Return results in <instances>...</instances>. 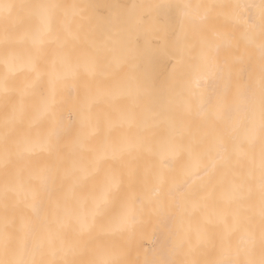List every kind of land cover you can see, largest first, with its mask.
Listing matches in <instances>:
<instances>
[{
  "label": "snow or ice",
  "instance_id": "snow-or-ice-1",
  "mask_svg": "<svg viewBox=\"0 0 264 264\" xmlns=\"http://www.w3.org/2000/svg\"><path fill=\"white\" fill-rule=\"evenodd\" d=\"M112 7L0 0V264H264V0Z\"/></svg>",
  "mask_w": 264,
  "mask_h": 264
},
{
  "label": "bare ground",
  "instance_id": "bare-ground-1",
  "mask_svg": "<svg viewBox=\"0 0 264 264\" xmlns=\"http://www.w3.org/2000/svg\"><path fill=\"white\" fill-rule=\"evenodd\" d=\"M17 2V0H14ZM71 2V0H69ZM85 3L94 5V13L100 19L103 20L106 17L114 14L113 5L121 6V10H124V6H130L133 4H143V3H162L164 0H83ZM193 2H198V0H193ZM172 21L167 17H161L159 22L153 25H144L139 29H134L130 32L126 39L130 41H138L140 44L145 42H159L163 45L169 39H171V33L165 31L166 25H171ZM161 70L160 79L163 81L167 72L171 70V65H168L167 71L163 69V62H158L157 65ZM75 96V92L70 93ZM75 119V117H73ZM87 186L90 188L92 186V181H88ZM132 193H139L141 191L138 183L134 182L129 189ZM199 219V214L197 213L192 217L193 223ZM160 239V232L157 229L156 221L154 219H149L148 217L141 218V224L138 231L133 239V244L135 249H139L141 254L144 252H150L152 248L158 245ZM135 255V251L133 253Z\"/></svg>",
  "mask_w": 264,
  "mask_h": 264
}]
</instances>
